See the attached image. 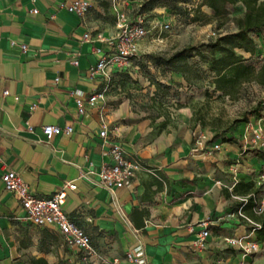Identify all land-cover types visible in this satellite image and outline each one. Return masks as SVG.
<instances>
[{
  "label": "crops",
  "instance_id": "0c3cea01",
  "mask_svg": "<svg viewBox=\"0 0 264 264\" xmlns=\"http://www.w3.org/2000/svg\"><path fill=\"white\" fill-rule=\"evenodd\" d=\"M73 1L0 0V264H92L59 232L27 220L1 180L10 171L19 173L38 197L76 183L64 209L90 236L94 264L115 259L134 264L126 253L138 246L146 264H264V242L238 216L243 198L233 194L240 181L253 182L260 191L255 204L264 207V160L256 156L264 149L252 141L254 133L264 135L263 111L250 116L228 142L191 130L186 109L174 127L163 117L152 120L134 111L129 100L111 93L107 81L91 75L111 51L98 36L108 40L116 31L114 0H88L91 8L84 18L60 7ZM119 1L122 8L134 6ZM238 7L241 16L244 7ZM254 36V55L236 52L255 66L262 62L260 68L264 30ZM104 89V101L78 112L76 99L86 101ZM104 123L106 142L100 136ZM45 126L73 127L74 132L48 139ZM114 144L137 156L144 169L126 187L107 190L97 172L111 163ZM135 211L141 213L135 218L139 226ZM204 228L210 236L205 248L198 249L195 243ZM233 237L259 241L260 250H236L225 242Z\"/></svg>",
  "mask_w": 264,
  "mask_h": 264
},
{
  "label": "rangeland",
  "instance_id": "374dc122",
  "mask_svg": "<svg viewBox=\"0 0 264 264\" xmlns=\"http://www.w3.org/2000/svg\"><path fill=\"white\" fill-rule=\"evenodd\" d=\"M146 12L148 22H167L171 30L157 28L139 46V57L125 69L112 74L108 89L129 100L134 111L144 113L152 120L166 119L171 126L178 122L182 109L192 117L190 129L199 128L214 140L232 138L250 116H259L264 93L253 83L244 84L234 98L216 92L212 85L214 74L209 71L210 52L202 47L217 39L219 34L232 31L231 21L225 23L212 16L214 9L201 6V0H127ZM229 17H239L240 7H229ZM200 47L201 55L188 61L190 81L169 67L156 64L152 55H172L176 51ZM216 57L219 54L216 53ZM260 61H256L257 66ZM182 76V78H181ZM202 132V131H201Z\"/></svg>",
  "mask_w": 264,
  "mask_h": 264
},
{
  "label": "built area",
  "instance_id": "2783aa9c",
  "mask_svg": "<svg viewBox=\"0 0 264 264\" xmlns=\"http://www.w3.org/2000/svg\"><path fill=\"white\" fill-rule=\"evenodd\" d=\"M114 3L116 9V31L108 40H105L101 35L98 36L99 40L108 43L111 51L99 59L91 72L93 77H101L108 83L112 74L117 70L127 68L134 59L139 57V46L149 37L153 28L158 27L166 31L171 30V25L167 22L154 20L149 23L146 15L141 14L140 9L136 6L127 5L125 9V7L122 8L123 4L119 0H114ZM60 7L65 8L68 12L80 18H84L91 8V3L88 0H76L69 4L62 3ZM32 13L37 14L38 10L33 9ZM85 37L89 38V35ZM106 93V89L98 90L91 94L86 101L81 98L76 99L78 112L84 114L86 105L89 107L97 106L100 101L105 100ZM4 95H8V93L5 92ZM261 110L264 113V104H262ZM43 131L48 139H52L54 136L60 134L71 135L74 129L73 127H65L62 129L57 126H45ZM107 132V126L104 123L103 130L100 133L104 142L107 140ZM252 141L255 144H260L264 149V135L262 132L254 133ZM213 148L215 151H219L221 147L220 145H214ZM110 157L111 163L103 164L97 172L100 185L107 190L126 187L144 169L140 159L135 155L128 154L120 145H111ZM81 176L84 177L85 174ZM1 180L6 190L14 193L19 200L26 213L27 220L37 227L50 228L59 232L70 247H74L84 254V260L86 262L95 263L97 260L95 258L96 251L93 248L90 236L68 216L64 209L69 191H75L77 189L75 182L70 181L65 183L51 196L38 197L30 191L29 185L15 171L4 173ZM262 181L264 183V174L262 175ZM242 202L246 204L247 200L242 199ZM254 211L256 214L263 213V205L256 204ZM238 216L247 224L253 226L254 230L260 228L259 224L242 212V207L238 211ZM209 236L210 231L204 228L200 233L199 240L195 243V247L204 249ZM225 242L230 247L247 254L260 250L259 241L252 242L246 237L226 238ZM126 260L134 264H146L147 260L143 247L138 246L127 252ZM118 262L119 260L115 259L112 264H118Z\"/></svg>",
  "mask_w": 264,
  "mask_h": 264
},
{
  "label": "trees",
  "instance_id": "16d2710c",
  "mask_svg": "<svg viewBox=\"0 0 264 264\" xmlns=\"http://www.w3.org/2000/svg\"><path fill=\"white\" fill-rule=\"evenodd\" d=\"M242 5L244 7L243 15L239 17H229L228 8ZM201 6H208L215 11L217 20L222 21L218 28L222 29L225 23L231 21L234 25L232 31L225 34H219L216 40L202 45L210 54L209 71L214 74L212 85L216 92H221L223 96L234 98L239 88L244 84L255 83L264 87V66L260 68L247 62L243 56L237 54V50H244L252 55L257 49V40L254 35L264 30V0H201ZM141 14H145V9H140ZM216 53L219 57H216ZM200 47H189L176 51L166 57L164 55H152L151 59L156 64L165 65L171 68V71L182 74L186 81H190L188 61L201 55ZM160 118V117H159ZM233 139H224V142ZM260 159L264 160V153H256ZM260 191L255 190L253 182L237 183L233 194L247 200L242 203V212L260 225L255 229L259 241L264 242V212L256 214L254 208L255 195ZM141 215L139 211L134 212V222L139 226L136 217Z\"/></svg>",
  "mask_w": 264,
  "mask_h": 264
}]
</instances>
